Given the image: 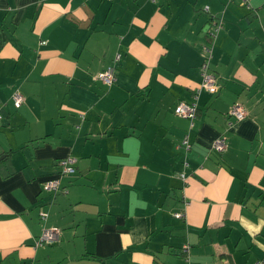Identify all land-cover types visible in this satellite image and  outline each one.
Masks as SVG:
<instances>
[{"label": "crops", "instance_id": "0c3cea01", "mask_svg": "<svg viewBox=\"0 0 264 264\" xmlns=\"http://www.w3.org/2000/svg\"><path fill=\"white\" fill-rule=\"evenodd\" d=\"M252 6L0 0V264L264 261V0ZM51 228L59 240L37 246Z\"/></svg>", "mask_w": 264, "mask_h": 264}, {"label": "built area", "instance_id": "2783aa9c", "mask_svg": "<svg viewBox=\"0 0 264 264\" xmlns=\"http://www.w3.org/2000/svg\"><path fill=\"white\" fill-rule=\"evenodd\" d=\"M246 9L251 10L252 9V0H239ZM209 10V7L205 8V11L207 12ZM223 22L222 20H217L213 23V30H212V36L216 39L218 33L222 29ZM205 51L208 55V60L204 62L202 65V83L201 87L209 92H215L216 90V77L209 72V60L212 57V48L211 47H205ZM121 56L117 55L115 58L116 62L120 61ZM101 82H103L106 85H112L116 81V68L114 66L108 67L106 70L101 72L98 76ZM14 103L16 107H20L24 103V97L19 93H15L13 97ZM176 114L178 116L188 118L191 121H193L197 114V104H187V103H180L175 110ZM229 115L236 120H242L246 117L247 112L245 109L240 106L239 104H235L231 107ZM231 125V123H229ZM184 146L189 149L190 144L188 143V139L186 138L184 140ZM213 148L215 151L221 153L224 152L227 148L226 138L225 136H220L216 139V141L213 144ZM76 163L77 160L75 158L69 157L66 159H62L59 161V165L62 168L63 174H73L76 171ZM61 187V178L55 177L52 179H49L45 183V190L50 192H57L59 191ZM178 217H181L180 214L177 215ZM61 230L58 228H51L46 229L43 233V235L38 239L36 245L42 246L43 244H51L56 243L60 238ZM257 264H264V261L259 262Z\"/></svg>", "mask_w": 264, "mask_h": 264}]
</instances>
